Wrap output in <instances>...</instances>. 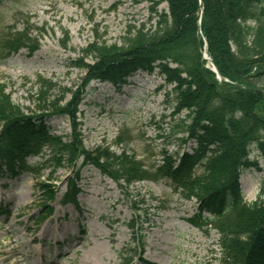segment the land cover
I'll return each instance as SVG.
<instances>
[{
    "label": "rangeland",
    "instance_id": "1",
    "mask_svg": "<svg viewBox=\"0 0 264 264\" xmlns=\"http://www.w3.org/2000/svg\"><path fill=\"white\" fill-rule=\"evenodd\" d=\"M155 7L168 12L164 0H0V33L9 26L20 30L29 20L39 44L32 55L21 49L0 59V92L31 114L41 107L40 89L53 83L51 100L79 103L78 112L47 123L65 143L81 141L84 151L127 150L147 167L161 163L164 150L192 151L193 143L183 146L173 133L179 120L172 114L173 96L166 93L172 85L158 71H140L118 91L91 81L87 69L76 65L77 60L92 64L85 50L96 40L122 44L130 26H148ZM29 161L38 164L39 179L31 173L0 174V264H124L121 254L137 247L136 232L143 252L137 247L131 264H218L219 234L194 227L189 219L197 213L196 200L181 198L166 181L117 182L89 163L81 170L77 209L63 206L61 198L82 158L76 168L66 162L42 165L41 157ZM259 163L264 166L262 158ZM263 178L255 169L243 172L247 203L258 198ZM40 181L56 192L54 213L43 222L36 220L45 199Z\"/></svg>",
    "mask_w": 264,
    "mask_h": 264
},
{
    "label": "trees",
    "instance_id": "2",
    "mask_svg": "<svg viewBox=\"0 0 264 264\" xmlns=\"http://www.w3.org/2000/svg\"><path fill=\"white\" fill-rule=\"evenodd\" d=\"M164 1L168 12L155 7L153 21L130 26L122 44L96 40L85 50L92 64L77 60L76 65L87 69L91 81L118 91L139 71H158L172 85L166 93L173 96L172 114L179 120L173 133L183 146L193 143L192 151L164 150L161 163L147 167L127 150L117 154L98 147L89 152L80 149L81 141L65 143L47 122L54 115L77 113L79 103L72 107L51 100L49 82L40 89L41 107L31 114L0 92V174L31 173L39 179V166L29 159L41 157L42 165L66 162L76 168L82 158L61 199L76 208L81 169L89 163L117 182L164 180L181 198L196 200L197 213L189 219L193 226L219 234L218 264H264V178L252 203L245 201L240 182L245 170H264L259 163L264 160V87L259 86L264 79V0ZM23 25L0 33V59L21 49L31 55L38 50L29 20ZM204 38L220 74L235 84L219 81L206 67ZM38 185L45 199L36 220L43 222L53 213L56 192L50 183ZM134 240L143 252L142 235L136 232ZM137 247L129 248L127 256L121 254L124 264L137 257Z\"/></svg>",
    "mask_w": 264,
    "mask_h": 264
},
{
    "label": "water",
    "instance_id": "3",
    "mask_svg": "<svg viewBox=\"0 0 264 264\" xmlns=\"http://www.w3.org/2000/svg\"><path fill=\"white\" fill-rule=\"evenodd\" d=\"M207 60H208L209 63L212 65L213 70H214L216 73H218V70H217V68H216V65H215L214 61L211 60V59H207ZM218 75H219V73H218ZM219 76H220V75H219ZM220 79H221L222 81H224V82H229V81H227V80L222 79L221 76H220Z\"/></svg>",
    "mask_w": 264,
    "mask_h": 264
}]
</instances>
